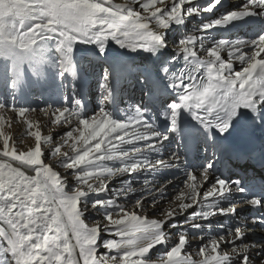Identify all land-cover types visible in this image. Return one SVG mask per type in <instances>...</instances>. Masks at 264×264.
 Here are the masks:
<instances>
[{
  "label": "snow or ice",
  "instance_id": "obj_1",
  "mask_svg": "<svg viewBox=\"0 0 264 264\" xmlns=\"http://www.w3.org/2000/svg\"><path fill=\"white\" fill-rule=\"evenodd\" d=\"M0 142V264H264V0H0Z\"/></svg>",
  "mask_w": 264,
  "mask_h": 264
},
{
  "label": "bare ground",
  "instance_id": "obj_2",
  "mask_svg": "<svg viewBox=\"0 0 264 264\" xmlns=\"http://www.w3.org/2000/svg\"><path fill=\"white\" fill-rule=\"evenodd\" d=\"M117 2H122V0H117ZM255 19H256V18L250 17V18H247L246 21H238V22H235V25H236V26L229 25V27H228L227 29H223V30H221L219 34L224 35V36L229 37V38H232V39H235V38H237V37H240V38H248V39L254 38L255 35L257 34V31H258V25H256V26H250V24H251V22L254 21ZM176 35H177L176 29L173 28L172 33H171V37L174 38ZM81 47H86V46H81ZM115 47H116V46L113 45V48H114V49H115ZM173 50H174V49H173ZM173 50H172L171 48L168 49L169 52H171V51H173ZM119 51H120V52H126V50H124V49H120ZM147 55H148V53H141V54H139V55H138L137 53H130V54H129V56L135 58V62H136L137 64H142V57H143V56H147ZM223 55L225 56V58H227L226 53L223 54ZM92 63H93V67H94L95 70H97L99 67L101 68V66H103V64H104L103 61H100V62L93 61ZM181 63H182V62H181ZM104 65H106V64H104ZM106 66H107V65H106ZM91 67H92V66H91ZM238 68H239V65H237V69H238ZM88 75H89L90 78H93V77H91L90 74H88ZM96 95H97V93H96ZM33 100H34V99H33ZM17 103H18V104H26V105L29 104V103L26 102V100L24 101V99H18ZM88 103H89L88 105L90 106V108H91V107H95V105H96L95 103H93L91 96L88 97ZM91 103H93V104H91ZM30 105L33 106V107H37V111H36V113H34V114H36V117H37V120H36V121H38L39 124H40L42 134H43V135H49V134H52V135L54 136V138H55V134H56L57 132L61 131V130L58 129V130H54V131H51V132H48V131L45 132V129H46L47 126L50 124V123H49L50 116H45L44 113H42V112L40 111V106H42L41 101L37 98L36 101H34V103H33V104H30ZM121 107H122V106H121ZM7 115H8V116H12L13 114L9 112V114L7 113ZM34 117H35V115H34ZM30 119H31V118H30ZM32 120H33V119H32ZM13 124H15V122H14ZM16 124H18V126H20V129H21L20 137H22V132L25 133V131L22 130V129H25V126H26V125L23 124L22 121H19V122H17ZM7 128H8V127L6 126V127H5V130H6V131L9 130V129H7ZM26 128H27V127H26ZM18 130H19V129H18ZM8 132H9V131H8ZM10 134H11V132H10ZM11 135H12V134H11ZM12 138H13V142L15 143V145H16V147H17V149H18L19 151H26V150H28L30 147L34 146V138L31 137L30 135H28V136L24 135V137L21 138L20 141H16L13 135H12ZM31 139H33V140H31ZM18 142H20V143L23 144V147H22V148H21V146L18 147V145H17ZM46 162H47V161H46ZM222 165H223V164H218L217 166L220 167L221 170H222ZM225 165L228 167V169L231 168L232 171H233L236 175H244L242 169H240V168H238V167H234V166H233L232 164H230L229 162H228V163L226 162ZM57 170L60 171L62 175H66V173H65L64 171L59 170V169H57ZM249 171H253V174H257V175H259V172L256 171V170H253L251 166L248 168V172H249ZM30 174H31V173H30ZM218 174H219V173H218ZM67 179L69 180V182H71V179H72V178H71L70 176H67ZM246 214H247V213H242V215H246ZM90 220H91V217H89V221H90ZM86 222H87V221H86ZM225 222H229V221H227V220L225 219ZM213 227H215V224L213 225ZM250 235H252V234H250ZM252 240H253V242H259V243H261V244H264V233H259V232H257L255 235H252ZM196 244H197V241H193V250L196 249ZM259 259H261V257H257V260H259Z\"/></svg>",
  "mask_w": 264,
  "mask_h": 264
},
{
  "label": "rangeland",
  "instance_id": "obj_3",
  "mask_svg": "<svg viewBox=\"0 0 264 264\" xmlns=\"http://www.w3.org/2000/svg\"><path fill=\"white\" fill-rule=\"evenodd\" d=\"M91 66H92V67H91ZM91 66L89 67L88 74H90L91 77H93V78L97 77V76L102 72L103 67H106V65L103 64V66H101V68L99 67L97 70H95L94 67H93V63L91 64ZM98 96H99V93L97 92V97H98ZM33 99H34V100H33ZM36 99H37L36 96H31V97H28L27 99H24V101L26 100L27 103H29V104H33L34 101H36ZM92 101H93V103H95V104H97V103L99 102L98 100H93V99H92ZM93 103H91V104H93ZM88 104H89V103H88ZM91 108H92V107H91ZM122 108H123V105H122ZM34 113H36V111L30 113V114H29V117H30L31 119H33L34 121H36V120H37V117H36V114H34ZM8 114H9V113H8ZM34 115H35V117H34ZM16 123H17V122H15V124H12L11 128H7V129H9L8 131L11 132V134L14 136V138H15L16 141H20L21 138L24 137V135L28 136V134H27V131H28V130H27V128H26L27 126H25V129H22V130L25 131V133L22 132V137H20L21 129H20V126H18V124H16ZM18 129H19V130H18ZM58 129L61 130L59 127L49 124V125L47 126V128L45 129V132H47V131H48V132H51V131L58 130ZM33 130H34V129H33ZM31 137H32V136H31ZM31 140H33V139H31ZM17 145H18V147H19V146H21V148L23 147V144L20 143V142H18ZM0 146H2V142H0ZM59 170L64 171L63 169H59Z\"/></svg>",
  "mask_w": 264,
  "mask_h": 264
}]
</instances>
